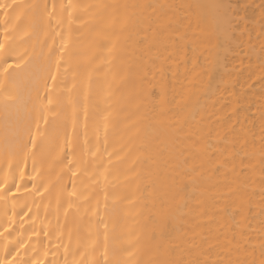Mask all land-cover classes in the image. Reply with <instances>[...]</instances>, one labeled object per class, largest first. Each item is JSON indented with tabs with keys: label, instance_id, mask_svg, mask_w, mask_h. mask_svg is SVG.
Masks as SVG:
<instances>
[{
	"label": "snow or ice",
	"instance_id": "6c2138e0",
	"mask_svg": "<svg viewBox=\"0 0 264 264\" xmlns=\"http://www.w3.org/2000/svg\"><path fill=\"white\" fill-rule=\"evenodd\" d=\"M129 7L126 4L79 5L68 0L67 4L60 5L57 12L55 4L50 9L47 3L0 0V238H3L0 240L3 249L0 264H46L39 257V249L30 242L31 235L29 240H24L23 231H20L16 239L12 237L18 232L17 217L22 222H26L24 217L31 219L29 198L35 204V197H40L42 201L47 196L50 207L53 194L57 212L63 208L65 215L61 234L57 237L61 243L55 245L56 248H64L63 264H264V237L258 245L257 260V247H251V236L247 231L252 227L250 221L254 219V197L257 195L256 191H247L249 179L259 185L260 213L264 215V124L261 125L258 159L255 151H249L247 132L251 130L236 128L237 124L242 125L238 116L223 131L211 125L205 131L202 116L197 121L201 125L198 131H184V125L197 120L200 94L206 96L213 88L212 74L220 64L221 53L226 55L234 51L233 45L239 40L236 30L247 20V10L252 7L243 0H228L227 3L217 0L211 4L179 6L195 17V28L207 25L201 30L200 37L189 35L194 25L188 15L184 18L189 23L181 31L182 21L173 19L174 14L166 11L178 7L176 5L131 6L140 9L141 15L147 13L146 19L152 33L150 39L145 36L144 40L139 41L145 45V55L150 57L149 61L137 68L141 85H150V89L142 88L141 91L148 97H158L155 104L161 116H167L173 101L176 109L186 112V115L181 126L172 128L170 133L173 144L165 161L169 165L165 179L159 186L154 185L150 193L153 208L161 221V230L152 232L148 240L156 242L155 251L159 258L143 261L141 257L145 241L141 239L139 231L129 226L117 232L118 218L113 219L111 228L105 219V215L112 211L107 201L112 195L109 189L117 186L114 182L119 176L116 164L124 163L131 154L136 144V132L133 131L134 125L127 122L130 116L117 94L119 84L109 83L102 90V101L98 102L93 90V69L82 72L79 63L72 66L77 56L72 49V26L80 19L82 12L100 17L104 26L111 29V46L108 48V63L111 64L119 53L118 44L125 30L126 10ZM258 7L264 21V0ZM121 10L125 11L122 13ZM201 37L210 43L207 51L212 58L205 55L201 62L199 56L194 55L192 67L188 68V44L194 45L192 51L195 54V45L202 42ZM33 39L39 43V51L34 46L30 55L22 52L21 45ZM261 53H264V48H261ZM181 62L185 65L183 73L180 72ZM261 67L264 68V64ZM70 71L73 72L71 87L67 84ZM95 71H99V68ZM153 81L156 83L153 84ZM257 83L264 89V74ZM41 84L43 92L40 91ZM249 87L255 85L250 84ZM33 91L35 96L32 95ZM236 115L234 112L223 123L232 121ZM261 118L264 120V111ZM245 119L249 117L245 116ZM115 135L121 138L127 135L129 143L113 146L110 151L109 137ZM101 139L104 145L102 152ZM181 142L183 147H179ZM237 159L241 166L239 172ZM29 161L31 172L27 171ZM134 166L135 161L127 172L132 173ZM206 166L211 168L214 175L227 177L230 172L235 177L225 184L226 192L212 198V206H207L203 200L197 202V215L209 216L210 220L219 218L221 229L215 236L202 235L198 242L193 236V243L187 250L188 258L185 259L183 254L173 258L174 249L163 244L169 235L168 225L192 214L191 201L197 197V193L203 196L201 181L205 179ZM257 168L258 180L248 175L255 173ZM241 176L245 179L240 180ZM85 177L94 187L99 186L103 178L105 212H100L97 202L95 209L87 206L77 218L70 210L79 212L81 204L89 205L91 200V195H86ZM129 203H135V199L129 200ZM65 204L67 207H64ZM85 216L88 217L87 221ZM69 217H72L71 221ZM65 227L67 244L63 243ZM32 235L39 233L33 231ZM44 235L48 236L49 233L45 232ZM211 240L216 243H211ZM221 240L226 243L221 244ZM217 248L229 256L233 252L237 256L243 254L244 259L225 261L223 258H213L214 252L220 257ZM47 255L45 246L44 256Z\"/></svg>",
	"mask_w": 264,
	"mask_h": 264
},
{
	"label": "bare ground",
	"instance_id": "6f19581e",
	"mask_svg": "<svg viewBox=\"0 0 264 264\" xmlns=\"http://www.w3.org/2000/svg\"><path fill=\"white\" fill-rule=\"evenodd\" d=\"M30 2L41 5L47 3L50 9L55 4L56 10L59 12L60 5L67 4L68 0H30ZM215 2L217 0H72V3L79 5L126 4L130 6L126 10V26L118 44L119 53L112 59L111 64L108 63L110 59L108 48L111 46L112 39L111 29L104 26L100 17L93 16L88 12L80 13V19L72 26V49L77 53V56L73 59L72 66L75 67L76 63H79L81 66L80 71L82 72L88 68L93 69V90L98 102L102 101V90L106 89L109 83L114 85L116 83L119 84L117 94L123 101L125 112L130 116L127 122L134 125L133 131L136 132V144L125 162L116 164L119 176L114 181L117 186L114 189H109L112 195L109 197L107 204L112 211L105 215V219L109 222L111 228L113 219L118 218L117 232H122L129 226L135 227L139 231L141 239L145 241V250L141 257L145 262L149 260L155 261L159 258V254L155 251L156 242L148 240L152 232H159L161 230V221L153 208L150 193L153 192L154 185L159 186L165 179V173L169 167L165 161L168 159L169 149L173 144V137L170 133L172 128L181 126L186 112H179L173 101V105L170 106L171 110L167 116H161L159 108L155 104V100L158 97H148L141 91L142 88L150 89V85H141L137 68L139 65L149 61L150 57L145 55V45L139 43V41L144 40L145 36L150 39L152 33L146 19L147 13L141 15L140 9L132 8L131 6L143 4L176 5L178 7L166 9V11L174 14L173 19L182 21L181 31L184 30L183 26L189 23V20L184 18L188 15L194 25V28L189 31V35L200 37L201 30L207 28V25H201L199 29L195 28V17L187 13L186 8L181 9L179 6L197 3L211 4ZM223 2L227 3L228 0H223ZM243 2L252 7L247 10V20L241 23L240 29L236 30L239 40L233 45L234 51L226 55L221 53L220 64L212 74L213 88L206 96L203 93L200 94V111L197 115V120L190 121L188 125H184V131L185 133H188L190 130L198 131L201 125L197 121L200 120L201 116L204 118L205 131L208 125H211L216 130L223 131L228 127V124L234 123L238 116L242 121V125L237 124L236 128L240 130L243 127L245 130H251L247 132L249 151H255L258 159L262 132L261 125L264 124V120L261 118L262 111H264V89L257 83L260 76L264 74V68L261 67L264 64V53H261V48H264V31H262V23L264 21H262L261 10L258 7L261 0H243ZM121 11L123 13L125 10ZM241 32L243 35H241ZM40 38L42 39L43 36L41 35ZM201 41L195 45L197 49L195 54L192 51L194 45L192 43L188 44V68L192 67L194 55L199 56L201 62L204 61L205 55H208L209 59L212 58L207 51L211 46L210 43L204 40L203 37H201ZM212 42L214 43V41ZM49 43H51L50 38ZM237 44L239 45L238 47L236 46ZM57 45H59V40L57 41ZM34 46L39 51V43L35 39L28 40L21 45V51H26L30 55ZM202 52L203 54H201ZM96 68H99V71H95ZM184 68L185 65L181 62V73H183ZM168 75L169 81H171V73ZM204 79L207 80L208 77L205 76ZM72 83L73 72L70 71L67 75V84L71 87ZM152 83L155 84L156 82L153 81ZM250 84H254L255 87L250 88ZM40 91L43 92L42 84ZM32 95L35 96V91H33ZM65 96H67L66 90ZM100 106L103 107V104L101 103ZM238 109L239 111L237 112ZM234 112L237 115L233 116L232 121L223 123ZM123 115L124 113H122V117ZM245 116L249 117V119H245ZM193 138L195 139V137ZM82 140L83 125L81 126V142ZM93 143L95 144L94 137ZM128 143L127 135H124L123 138L119 135L110 136L109 150L111 151L113 146L119 147L122 144ZM103 146V139H101V152L103 151ZM183 146L184 144L181 142L179 147ZM133 161H135V166L133 172L129 173L127 172V168ZM105 162H107L106 157ZM236 164L237 172H239L241 167L239 159H237ZM21 166L23 167V162ZM206 167L205 179L201 181L203 196L197 193V197L191 201L192 214L168 225L167 232L169 235L164 239L163 244L166 247L174 249L173 258H178L181 254H183L185 259L188 258L187 250L193 243V236H195L198 242L202 235L215 236L221 229L222 222L219 221V218L217 220H210L209 216L200 217L197 215L199 211L197 202L198 200H203L207 206H212V198L226 192L225 184L233 181L235 177L230 172L227 177L222 174L214 175L211 168ZM27 171L31 172V161L28 163ZM56 171L58 172L59 169ZM248 175L254 176L258 180V168L255 173L250 172ZM126 176L127 179L125 178ZM52 179H55V173ZM84 179L85 187L87 188L86 195H91L89 205L82 203L79 212H76L75 209L70 211L78 218L84 213L85 207L91 206L95 209L97 202H99V210L103 214L105 212L103 178H101L100 185L95 187L91 182L87 181L86 177ZM244 179V176L240 177V180ZM247 191L257 192V195L254 197V219L250 221L252 227L247 231L251 236V247H257L255 256L258 260V245L262 237H264V215L260 213L261 206L259 200L261 197L258 194L259 185L249 179ZM133 198L135 199V203H129V200ZM35 200L36 203L32 204V198H29V204L32 207L31 219L24 217V221L26 222H22L17 217L16 228L18 232L13 235L12 239H16L19 232L23 231L24 240H29V236L31 235L30 242L33 247L39 249V257L45 260L46 264H63L64 248H56L55 245L61 243L57 237L61 234V225L65 222L64 209L61 208L57 212L55 194L51 197L50 207L49 197L47 196L42 201L40 197H35ZM221 203L223 202L221 201ZM64 207H67V204ZM25 211H27V208H25ZM20 215L23 216V213ZM71 219L72 217H69V221ZM87 219L88 217L85 216V221ZM197 225L200 226L197 227ZM33 231L39 233V235H32ZM45 232L49 233V235L45 236ZM2 239L0 238V240ZM68 242V233L65 227L63 229V243L67 244ZM210 242L216 243L215 240H211ZM220 243L224 244L226 242L221 240ZM45 246H47L48 250L47 256H44ZM2 251V245H0V254H2ZM31 251L29 249L30 253ZM216 252L220 253V257H217L214 252L213 258H223L225 261L228 259H244L243 254L237 256L233 252L229 256L221 251L220 248H217ZM248 258L251 259V257Z\"/></svg>",
	"mask_w": 264,
	"mask_h": 264
}]
</instances>
